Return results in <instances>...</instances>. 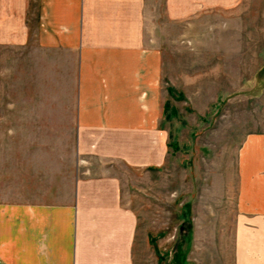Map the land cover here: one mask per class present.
Here are the masks:
<instances>
[{
  "label": "crops",
  "instance_id": "crops-1",
  "mask_svg": "<svg viewBox=\"0 0 264 264\" xmlns=\"http://www.w3.org/2000/svg\"><path fill=\"white\" fill-rule=\"evenodd\" d=\"M239 2L0 0V74L14 58L30 75V97L0 99V264H135L122 188L166 162L181 99L160 18ZM234 177V262L264 264V131L242 140Z\"/></svg>",
  "mask_w": 264,
  "mask_h": 264
},
{
  "label": "rangeland",
  "instance_id": "rangeland-1",
  "mask_svg": "<svg viewBox=\"0 0 264 264\" xmlns=\"http://www.w3.org/2000/svg\"><path fill=\"white\" fill-rule=\"evenodd\" d=\"M160 19L163 82L181 99L166 162L135 170L122 188L137 217L135 264H235L236 153L264 131V0ZM18 66L4 64L0 99L30 97L29 64Z\"/></svg>",
  "mask_w": 264,
  "mask_h": 264
}]
</instances>
